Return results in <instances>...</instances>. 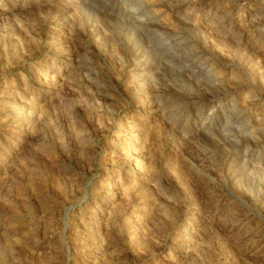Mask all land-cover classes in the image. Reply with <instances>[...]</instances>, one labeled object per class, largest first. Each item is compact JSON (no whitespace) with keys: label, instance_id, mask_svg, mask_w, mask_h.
Instances as JSON below:
<instances>
[{"label":"rangeland","instance_id":"obj_1","mask_svg":"<svg viewBox=\"0 0 264 264\" xmlns=\"http://www.w3.org/2000/svg\"><path fill=\"white\" fill-rule=\"evenodd\" d=\"M0 264H264V0H0Z\"/></svg>","mask_w":264,"mask_h":264}]
</instances>
